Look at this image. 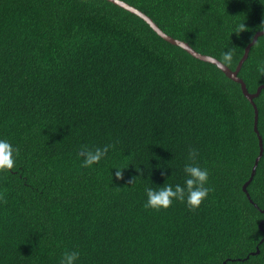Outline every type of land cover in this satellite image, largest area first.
Segmentation results:
<instances>
[{"label":"trees","instance_id":"trees-1","mask_svg":"<svg viewBox=\"0 0 264 264\" xmlns=\"http://www.w3.org/2000/svg\"><path fill=\"white\" fill-rule=\"evenodd\" d=\"M122 1L201 54L233 50L230 69L264 29V0ZM260 62L264 34L237 74L251 93ZM253 101L248 198L259 144L238 82L108 0H0V139L19 148L0 173V264H264V89ZM109 144L81 166V146ZM190 149L214 191L196 211L146 209V188L184 183Z\"/></svg>","mask_w":264,"mask_h":264},{"label":"clouds","instance_id":"clouds-1","mask_svg":"<svg viewBox=\"0 0 264 264\" xmlns=\"http://www.w3.org/2000/svg\"><path fill=\"white\" fill-rule=\"evenodd\" d=\"M245 31V24L239 26L238 33ZM233 50L222 53L220 64L222 67L230 65L233 60ZM257 72L264 76V62L257 64ZM114 144L105 145L102 148H89L81 146L77 155L82 158L81 166L91 168L94 164H98L107 155L110 148H114ZM19 155V148L12 145L6 139H0V173H7L16 167V157ZM199 153L196 149H190L188 152V160L184 166L185 180L184 183L171 185L164 184L158 188H146L147 200L144 204L146 209L159 211L168 209L174 201L185 203L190 211H196L203 201L208 197L209 193L214 191L212 187L207 186L209 174L206 168H201L197 163ZM122 169H117L115 176L123 179ZM138 171L142 170L138 168ZM164 173L162 172V175ZM133 180L128 181L132 183ZM0 204H7V190L0 192ZM80 253L76 250L65 251L59 261V264H77Z\"/></svg>","mask_w":264,"mask_h":264},{"label":"water","instance_id":"water-1","mask_svg":"<svg viewBox=\"0 0 264 264\" xmlns=\"http://www.w3.org/2000/svg\"><path fill=\"white\" fill-rule=\"evenodd\" d=\"M108 1L112 2L113 4H116V5L120 6L121 8H123V9H125V10H127V11H129L131 13L136 14L137 16H139L140 18H142L144 21H146L149 24V26L159 36H161L164 40L170 42L171 44H174V45H177V46L181 47L182 49H184L185 51H187L189 54H191L195 58H198V59H200L202 61H206V62H210V63L215 64L218 68H220L224 72V74L226 76H228L230 79H232L233 81L238 82L240 84V88H241V91H242L243 95L247 98V100L253 106V110H254L253 129H254V131L257 134L258 144H259V153H258L257 157L254 160V164H253L252 169H251L250 177L242 185L243 191L245 192L246 196L249 198V194H248V192L246 190V186L251 181V179H252V177H253V175L255 173L256 164H257V162H258V160L261 157L262 152H263L262 138H261V136H260V134H259V132L257 130L258 110H257L256 104L253 101V98L256 97V96H258V94L260 93V91L262 89H264V85H262V84L259 85L256 88V91L251 93V92H249L247 90V87H246L244 81L241 78H239L237 74H238V71L241 68V65H242L243 61L247 58V55H248V52H249L250 47L256 42L257 38L260 35L264 34V29L263 30H259V31H257V32L254 33V35L252 37V40L245 46L243 55L239 59L236 67L234 69H230L227 66L226 67H222L221 64H220V61L217 60L216 58H214L212 56H209V55L201 54V53L197 52L196 50H194L191 46H189L188 43H186V42H184L182 40L173 38L170 35L166 34L165 32H163L156 25V23L150 17H148L145 13H143L139 9L131 6L130 4H128V3H126V2H124L122 0H108ZM263 222H264V219L262 221H260L258 227L261 228V230L264 232V228L262 227V223ZM263 240H264V235L261 238L260 242H262ZM256 252H258V247L256 248Z\"/></svg>","mask_w":264,"mask_h":264}]
</instances>
